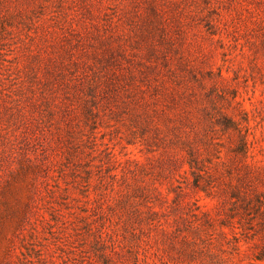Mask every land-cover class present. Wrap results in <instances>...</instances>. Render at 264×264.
Returning <instances> with one entry per match:
<instances>
[{
	"label": "rangeland",
	"instance_id": "rangeland-1",
	"mask_svg": "<svg viewBox=\"0 0 264 264\" xmlns=\"http://www.w3.org/2000/svg\"><path fill=\"white\" fill-rule=\"evenodd\" d=\"M111 44L120 48L114 58ZM97 80L111 87L101 89L99 115L87 119L84 94ZM144 95L160 100L146 103ZM210 98L248 118L253 143L246 160L264 174V0H0V264H218L220 256L248 262L222 238L185 247L182 233L143 234L139 227L148 230L147 224L109 207L114 190L98 180L110 151L137 168L138 182L167 180L166 147L149 151L152 130L143 133V110L169 104L195 138ZM217 136L237 176L243 162L232 158L229 134L217 129ZM186 154L182 146L180 155ZM132 158L145 164L139 168ZM111 161L121 172L122 163ZM189 167L184 162L180 171ZM214 182L221 188L215 197L205 190L190 197L220 216L232 205L230 191L224 180ZM102 209L126 233L122 246L96 242L91 227L111 223L98 216ZM166 217L174 214H161ZM261 240L262 232L253 239ZM105 250L112 252L109 261Z\"/></svg>",
	"mask_w": 264,
	"mask_h": 264
},
{
	"label": "trees",
	"instance_id": "trees-1",
	"mask_svg": "<svg viewBox=\"0 0 264 264\" xmlns=\"http://www.w3.org/2000/svg\"><path fill=\"white\" fill-rule=\"evenodd\" d=\"M155 13L159 15L158 10H155ZM155 49L156 47L153 45L150 51H155ZM117 51H120L119 47L112 44L109 46L110 57L114 58ZM150 67L155 68V65H150ZM106 84V87H111L110 82L107 81ZM106 87H102V80H97L90 84L88 93L84 94L83 110L87 119H95L99 115L97 101L101 89L105 90ZM143 99L146 103H157L160 100L146 95L143 96ZM170 99L174 107L178 106L179 108L176 95L173 94ZM210 101L211 106L205 105L203 107L207 122L204 124L203 131L198 133L195 138H192L183 127L181 111L172 114L169 110L171 109L169 104H167L168 106L155 107V112L149 109L143 110L144 118L141 123L143 133L152 130L151 137L147 139L151 144L148 147L149 151H154L159 146L166 147L163 154L167 155V159L162 163L165 170L163 171L165 173L164 179L167 180L158 178L159 180L152 182H138L137 168H132L129 163L127 164V161H121L112 151H110L112 155H110L108 167L105 171L103 169L100 172L98 180L99 183L110 184L114 190L108 204L109 207L123 208L122 212L128 216L129 220L134 219L140 224H147L148 230L141 225L139 227L143 234L150 235V231L156 229L164 239L175 232L182 233L185 247L194 244L199 245L201 242L206 243V245H215L222 238L239 253L247 254L250 260L245 263L243 261L236 262L230 257L220 256L218 264H260L259 261L264 260V240L253 241V239L259 233H264V189L261 187V183H264V174L253 172L251 163L246 160L251 154L253 143L250 138L251 124L244 123V119L249 121L248 118L238 119L218 107L212 98ZM128 103L125 102V104ZM65 104L67 107L74 108L71 102ZM121 113L120 110L116 111L117 115H121ZM154 113H158V115ZM217 129L224 130L229 134L230 148L234 152L232 158L243 162L241 165L243 172H238L237 176L232 171L229 158H224L221 154L222 150L216 140L218 137ZM182 146L187 151L185 157L180 155ZM215 156L216 160L214 159ZM110 159L122 163L121 172L113 171L116 166H114L115 163H111ZM132 159L136 161L139 168L145 164L138 158ZM183 161L189 163L190 167L180 171ZM90 165L86 168V175L84 176L88 185H90L92 177V165L91 167ZM190 172L193 174L192 179L189 177ZM181 178L185 179L182 180ZM216 178L228 183V189L225 190V188L224 191H230L232 204L224 212H219L221 213L220 216H218V211L215 210L214 212L208 204L200 203V198L192 199L190 197L193 192L200 190H205L206 195L212 197L221 193V188L214 182ZM175 180L180 182L177 184ZM157 181H160L161 184L167 183L168 190L165 191ZM88 189L89 187H87ZM137 202L146 206V209L137 206ZM158 205L165 210H159ZM218 205L219 208H224L223 201L219 202ZM185 206L190 208L184 210ZM98 213L101 218L108 217L111 223L91 227L92 232L97 236L96 242L108 247L109 241H112L115 248L117 245L122 246L121 241L126 237V233L121 231L120 225L112 218L111 212L102 209ZM252 213L255 214V217H248ZM161 214H174V217L172 219L166 217L163 220ZM227 227L230 230H227ZM124 228L127 229V226L125 225ZM132 233L138 234L136 230ZM243 240L248 242V247L243 248ZM221 249L224 251V248L221 247ZM103 253L109 261L112 252L105 250ZM189 254H193V251H190Z\"/></svg>",
	"mask_w": 264,
	"mask_h": 264
}]
</instances>
